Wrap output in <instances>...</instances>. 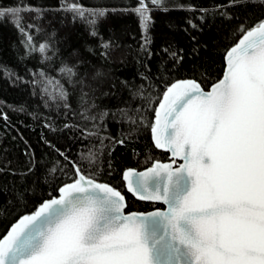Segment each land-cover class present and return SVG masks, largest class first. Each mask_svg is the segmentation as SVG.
<instances>
[{
    "label": "trees",
    "instance_id": "1",
    "mask_svg": "<svg viewBox=\"0 0 264 264\" xmlns=\"http://www.w3.org/2000/svg\"><path fill=\"white\" fill-rule=\"evenodd\" d=\"M62 3L0 0V9H38L21 13V22L37 49L48 45L43 54L29 50L12 17L0 20V236L71 181L73 162L121 191L125 212L162 208L134 199L121 178L126 168L168 160L151 140L158 100L180 78L208 89L226 50L264 19V0H161L148 3L145 30L133 11L138 0H67L106 10L85 19ZM66 65L71 78L60 72Z\"/></svg>",
    "mask_w": 264,
    "mask_h": 264
},
{
    "label": "snow or ice",
    "instance_id": "2",
    "mask_svg": "<svg viewBox=\"0 0 264 264\" xmlns=\"http://www.w3.org/2000/svg\"><path fill=\"white\" fill-rule=\"evenodd\" d=\"M148 3L161 0H138L133 9L145 30ZM62 8L81 19L106 11L67 0ZM27 11L39 10L0 9V20L12 17L26 48L43 54L48 45L37 49L21 22ZM60 72L75 75L67 65ZM55 91L67 99L62 86ZM155 113V146L184 163L174 171L158 161L145 172L129 168L123 180L140 200L163 201L166 211L125 214L121 191L73 162L59 196L0 236V264H264V20L227 51L225 74L210 91L195 80L177 81Z\"/></svg>",
    "mask_w": 264,
    "mask_h": 264
},
{
    "label": "water",
    "instance_id": "3",
    "mask_svg": "<svg viewBox=\"0 0 264 264\" xmlns=\"http://www.w3.org/2000/svg\"><path fill=\"white\" fill-rule=\"evenodd\" d=\"M264 20V19H263ZM243 35V34H242ZM242 35L237 39V41L233 44V45H231L227 50H226V52H225V54H224V69H223V72H222V75H221V77L217 80V81H215L214 83H216V82H218L220 79H222L223 78V76H224V74H225V71H226V53H227V51L228 50H230L235 44H237L238 42H239V40L242 38ZM188 80H195V79H193V78H180V79H176V80H174L171 84H173V83H175V82H177V81H188ZM197 83H199L197 80H195ZM171 84H169L167 87H169ZM200 84V83H199ZM212 85H213V83L208 87V89H204L202 86H201V84H200V86H201V89H202V91H204V92H208V91H210L211 90V87H212ZM167 87L165 88V90L163 91V93L166 91V89H167ZM163 93H162V95H161V97H160V99L158 100V102H157V104H156V106H155V109H157L158 107H159V102H160V100L163 98ZM177 103H179V101H177ZM155 109H154V116H153V124L155 123V119H156V113H155ZM161 122L163 123L164 122V116H163V110H161ZM152 124V125H153ZM150 133H151V140H152V143H153V145H154V147L156 148V149H158V150H161V151H164V152H167V154H168V160H165V161H161V160H154L153 162H152V164L151 165H149V166H147L146 168H143V169H141V170H137V169H135V168H131V169H135L137 172H145L147 169H149V168H151L152 166H153V164L155 163V162H160L161 164H170L171 165V169L170 170H172V171H174V170H176V169H178L179 168V166L181 165V164H183L184 163V160H183V158H182V156H173L172 155V152L170 151V150H168L167 148H157L156 146H155V142H154V140H153V134H152V130L150 129ZM127 169H129V168H126V169H124L123 170V172H122V176H121V178H122V180H123V173H124V171L125 170H127ZM71 181H69V182H66V183H70ZM100 183H105V182H100ZM123 183H124V188H125V190L134 198V199H136V200H139V201H144V202H150V203H156V204H160V205H162L163 207L162 208H154V209H151V210H148V211H130V212H125V208H124V213L125 214H127V213H132V212H135V213H145V214H147V213H151V212H154V211H156V210H161V211H166L167 210V204H165L163 201H148V200H140L139 198H138V196H136V195H134L133 193H131V192H129L128 190H127V187H126V181H124L123 180ZM65 184V183H64ZM64 184H62L61 186H63ZM108 184V183H107ZM60 186V187H61ZM59 187V188H60ZM59 188H58V190H57V195H55V196H52V197H50V198H47V199H45V200H43L41 203H43L44 201H46V200H49V199H52L53 197H58L59 196ZM123 195V194H122ZM124 196V195H123ZM125 197V196H124ZM40 203V204H41ZM39 204V205H40ZM39 205L32 211V212H34V211H36L37 210V208L39 207ZM125 205H126V198H125ZM32 212H30V213H28V214H31ZM21 216H23V215H20L19 217H17V219L15 220V221H13L11 224H10V226L8 227V229L11 227V225L13 224V223H15ZM7 229V230H8ZM7 230L5 231V233L4 234H6V232H7ZM3 234V235H4ZM2 235V236H3Z\"/></svg>",
    "mask_w": 264,
    "mask_h": 264
},
{
    "label": "flooded vegetation",
    "instance_id": "4",
    "mask_svg": "<svg viewBox=\"0 0 264 264\" xmlns=\"http://www.w3.org/2000/svg\"><path fill=\"white\" fill-rule=\"evenodd\" d=\"M154 208H157V207H154ZM154 208H153V209H154ZM150 210H151V209H150Z\"/></svg>",
    "mask_w": 264,
    "mask_h": 264
}]
</instances>
